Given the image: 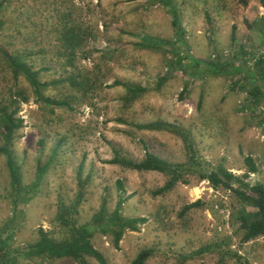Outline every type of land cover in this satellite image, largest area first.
Listing matches in <instances>:
<instances>
[{
    "label": "rangeland",
    "instance_id": "374dc122",
    "mask_svg": "<svg viewBox=\"0 0 264 264\" xmlns=\"http://www.w3.org/2000/svg\"><path fill=\"white\" fill-rule=\"evenodd\" d=\"M261 1L0 0V46L25 55L33 71L46 68L39 80L57 83L43 95L69 104L40 105L18 77L16 86L28 99L16 106L22 127L8 145L19 168L16 186L0 150V230L10 227L0 264H76L67 258L24 260L19 250L38 239L40 228L54 230L58 203H72L87 175L78 224L89 222L104 198L113 212L121 192L117 181L124 190L122 216L146 219L124 233L118 249L110 233L93 234L92 244L109 264H133L142 249L153 252L145 264H264V236L242 242L236 218L242 208L255 209L234 190L214 188L198 176L221 166L242 179L232 183L234 189L264 186ZM59 22L81 27L84 43L69 57L73 66L67 53L59 55V31L53 29ZM4 64L0 55L1 100L15 84ZM70 75L75 87L66 80ZM115 81L146 91L127 102L126 89ZM6 105L12 110L11 102ZM156 120L187 129L201 161L187 183L159 196L151 191L164 185V174L107 162L113 150L136 161L144 150L171 163L187 161L179 136L133 126ZM246 157L256 172L247 173ZM38 168L44 173L36 181ZM197 200L199 206L182 211Z\"/></svg>",
    "mask_w": 264,
    "mask_h": 264
},
{
    "label": "trees",
    "instance_id": "16d2710c",
    "mask_svg": "<svg viewBox=\"0 0 264 264\" xmlns=\"http://www.w3.org/2000/svg\"><path fill=\"white\" fill-rule=\"evenodd\" d=\"M261 2L264 6V0ZM1 6L2 4H0V7ZM59 24H61V22H59ZM1 25L2 22L0 21V27ZM53 29L59 31V41L61 44V52L59 55L67 53L68 65L73 66L69 57L74 55L75 49L82 46L84 43L82 34L80 33L81 27L76 24L65 22L61 24L60 27H53ZM0 55L2 62L5 63L4 65L11 71L15 83L9 89L7 99H0V135L4 137V144L0 150L7 157V166L10 172L12 185L16 186L19 183V168L13 160L8 145L12 141V137L22 127V120L15 117L18 109L16 106L19 102H26L28 99L25 91L16 86L18 77L22 76L28 83L39 104L42 103L49 107L53 105L69 106V104L67 101H53L43 95L50 85L57 83L56 81L41 82L39 80V74L42 70H46V68H41L36 71L31 70L26 63L25 55H13L5 50L3 46H0ZM260 63H262L261 66L264 67V59H262ZM66 80H68L73 87L77 85L76 79L72 75L67 77ZM112 85H120L126 89L127 102L134 101L146 91L144 87L118 81H115ZM255 92L259 93L258 88H255ZM6 101L11 102V105H13L12 110L8 111V106L6 105L8 102L6 103ZM133 126L138 130L165 131L179 136L186 149L188 157L187 161L184 163L168 162L148 150H144L143 158L136 161L122 156L117 150H113V157L107 161L109 164L118 165L124 169L136 172H158L167 177L163 186L151 191L153 196H159L172 190L177 183H187L186 177L194 172L196 166H201V161L196 156L193 139L187 129L162 120L133 124ZM244 161L247 173H254L257 171V167L251 157H246ZM43 173V168L37 169L36 181L41 178ZM78 173L80 179V168L78 169ZM198 176L201 180H207L214 188L221 187L234 190L242 203L255 209V211H251L242 208L236 213L242 242L247 243L264 236V186L262 184L254 185L249 191L234 189L232 183H243L242 179L234 176L221 166L217 167V170L205 169V171H199ZM244 177H247V174H244ZM89 178L90 176L87 175L83 180L80 179V189L72 203L68 205L63 201L58 203L57 212L53 219L54 230L46 231L40 228L38 230V239L33 244L28 245L27 248L19 250L24 260H31L37 257L50 262L58 258H67L73 260L76 264H88V260L93 259L97 264H109L106 258L92 244L93 234L96 231L110 233L113 236L114 246L118 249L119 242L124 233L126 231H136L138 224L146 221L145 218L129 219L122 216L121 207L125 201L122 194L124 190L122 182L117 181L118 189L121 192L113 212L109 213L107 211V202L104 198L98 212L93 215L92 219L89 222L78 224L76 216L79 212V205L83 200L84 187ZM200 203L201 201L197 200L187 204L183 207L182 211H188L193 207L199 206ZM9 229L10 227L4 226L0 230V253L3 257L6 255L2 251L6 248L10 240V236L5 235ZM205 250H208V247L200 249L199 251L204 252ZM152 253L151 249L140 250L135 256L133 264H145Z\"/></svg>",
    "mask_w": 264,
    "mask_h": 264
},
{
    "label": "built area",
    "instance_id": "2783aa9c",
    "mask_svg": "<svg viewBox=\"0 0 264 264\" xmlns=\"http://www.w3.org/2000/svg\"><path fill=\"white\" fill-rule=\"evenodd\" d=\"M216 208H218V206L215 205Z\"/></svg>",
    "mask_w": 264,
    "mask_h": 264
}]
</instances>
